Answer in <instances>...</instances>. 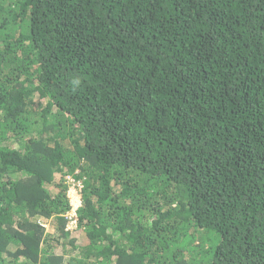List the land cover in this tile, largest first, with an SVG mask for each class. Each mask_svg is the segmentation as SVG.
Wrapping results in <instances>:
<instances>
[{"label": "trees", "instance_id": "1", "mask_svg": "<svg viewBox=\"0 0 264 264\" xmlns=\"http://www.w3.org/2000/svg\"><path fill=\"white\" fill-rule=\"evenodd\" d=\"M0 264H264V0H0Z\"/></svg>", "mask_w": 264, "mask_h": 264}, {"label": "rangeland", "instance_id": "2", "mask_svg": "<svg viewBox=\"0 0 264 264\" xmlns=\"http://www.w3.org/2000/svg\"><path fill=\"white\" fill-rule=\"evenodd\" d=\"M79 188H80V186H79ZM79 188L74 187L73 185L70 186L68 195L74 201V203H77L79 200H81V191H80L81 188L80 189ZM43 225L46 227L48 232L50 231L53 233H57L56 228L52 227L49 223L43 222ZM68 226H69V228H75L76 227V225H73L71 222L69 223Z\"/></svg>", "mask_w": 264, "mask_h": 264}, {"label": "built area", "instance_id": "3", "mask_svg": "<svg viewBox=\"0 0 264 264\" xmlns=\"http://www.w3.org/2000/svg\"><path fill=\"white\" fill-rule=\"evenodd\" d=\"M72 185L74 187H77V185H78L81 188V183L80 182L78 184L73 182ZM77 188H79V187H77ZM70 200H71V204H72V210H71L69 218H70V222L74 225V224H76V219L74 218V216L77 214L76 211L79 208V206L81 205V200H79L77 203H74V201L71 198H70Z\"/></svg>", "mask_w": 264, "mask_h": 264}, {"label": "clouds", "instance_id": "4", "mask_svg": "<svg viewBox=\"0 0 264 264\" xmlns=\"http://www.w3.org/2000/svg\"><path fill=\"white\" fill-rule=\"evenodd\" d=\"M70 198V197H69ZM70 205H71V210H72V204H71V200H70ZM81 205H82V196H81ZM80 205V206H81ZM79 206V207H80ZM71 210L69 211V213H71ZM77 212V211H76ZM68 213V215H67V217L69 218V216H70V214ZM69 223H70V218H69V221H68V224H67V226L69 225ZM74 225H76L77 226V221H76V224H74ZM76 228V227H75ZM66 229H68V230H73L74 228H69V226L66 228Z\"/></svg>", "mask_w": 264, "mask_h": 264}]
</instances>
